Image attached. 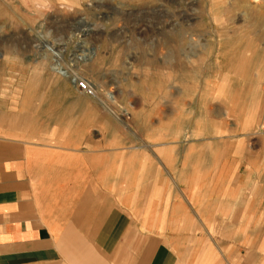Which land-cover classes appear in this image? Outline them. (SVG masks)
<instances>
[{"label": "crops", "instance_id": "crops-1", "mask_svg": "<svg viewBox=\"0 0 264 264\" xmlns=\"http://www.w3.org/2000/svg\"><path fill=\"white\" fill-rule=\"evenodd\" d=\"M10 58L0 264H264V84L236 100L244 118L210 104L171 142L168 119L128 129L70 75Z\"/></svg>", "mask_w": 264, "mask_h": 264}, {"label": "rangeland", "instance_id": "rangeland-1", "mask_svg": "<svg viewBox=\"0 0 264 264\" xmlns=\"http://www.w3.org/2000/svg\"><path fill=\"white\" fill-rule=\"evenodd\" d=\"M0 53L11 69L59 59L86 95L117 105L123 126L160 132L168 119L179 141L210 104L244 118L241 92L260 96L264 0H0Z\"/></svg>", "mask_w": 264, "mask_h": 264}, {"label": "bare ground", "instance_id": "bare-ground-1", "mask_svg": "<svg viewBox=\"0 0 264 264\" xmlns=\"http://www.w3.org/2000/svg\"><path fill=\"white\" fill-rule=\"evenodd\" d=\"M230 2V1H229ZM168 41H170V42H173V43H175L178 39H177V36H175L174 35V32L172 33V35L170 36V37H168V39H167ZM179 43V42H178ZM177 43V44H178ZM171 51H172V49H171ZM174 52V53H173ZM172 53L173 54H175V51H173ZM179 52V49H176V53H178ZM17 53V52H16ZM166 55H167V53H166ZM55 59H57V58H55ZM58 60L59 59H57L56 60V62H55V66L53 65V69L54 70H56L58 73L60 72V75H61V73L62 74H65V71H62V69H61V67H60V63L58 62ZM67 74V73H66ZM63 76V75H62ZM65 77V76H64ZM83 92V91H82ZM93 96V95H92ZM227 96V95H226ZM97 98H98V96H96ZM111 98L112 99H114V96L112 95L111 96ZM235 99V98H234ZM239 101V100H238ZM231 102V101H230ZM226 103V102H225ZM232 103H233V101H232ZM228 105H229V103H228ZM105 106V105H104ZM115 114V113H114Z\"/></svg>", "mask_w": 264, "mask_h": 264}, {"label": "built area", "instance_id": "built-area-1", "mask_svg": "<svg viewBox=\"0 0 264 264\" xmlns=\"http://www.w3.org/2000/svg\"><path fill=\"white\" fill-rule=\"evenodd\" d=\"M77 86L86 94L94 95V90L85 81H78Z\"/></svg>", "mask_w": 264, "mask_h": 264}]
</instances>
